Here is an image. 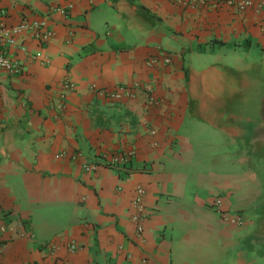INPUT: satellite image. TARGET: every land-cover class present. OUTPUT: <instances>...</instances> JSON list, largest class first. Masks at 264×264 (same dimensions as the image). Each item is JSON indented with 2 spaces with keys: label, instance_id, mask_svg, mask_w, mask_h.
Wrapping results in <instances>:
<instances>
[{
  "label": "crops",
  "instance_id": "0c3cea01",
  "mask_svg": "<svg viewBox=\"0 0 264 264\" xmlns=\"http://www.w3.org/2000/svg\"><path fill=\"white\" fill-rule=\"evenodd\" d=\"M253 1L0 0V22L54 32L21 34L42 59L0 73V264H261L224 218L254 197L240 156L264 84Z\"/></svg>",
  "mask_w": 264,
  "mask_h": 264
},
{
  "label": "built area",
  "instance_id": "2783aa9c",
  "mask_svg": "<svg viewBox=\"0 0 264 264\" xmlns=\"http://www.w3.org/2000/svg\"><path fill=\"white\" fill-rule=\"evenodd\" d=\"M179 1V0H173ZM204 2L208 0H203ZM216 2H226L234 6L239 12L245 13L249 9L254 7L253 0H214ZM60 12L65 13L63 10ZM50 21L47 18L33 20V21H23L16 25H6L0 22V73H4L9 76H18L22 74L25 63L29 59H42V53L37 52L35 55H31L28 48L23 44H18V38L21 34L27 33L32 39H34L40 46H45L54 37V32L50 28ZM16 50L22 55L19 57L11 53V49ZM24 56V57H23ZM65 87L67 89H72L73 84L66 83ZM145 91H149L146 87ZM132 89L119 88V90L112 95L114 99H121L122 97H133ZM119 159H113L112 163H116ZM95 166L88 165L85 166L86 171L91 172L95 170ZM136 197L134 199V208L136 213L134 215V221L137 225L138 233H142L144 222L147 219L146 208L143 204L144 190L138 188L136 190ZM224 218L231 222L240 223V219L229 216L228 213L224 214ZM77 250L76 244L70 245V251L75 252Z\"/></svg>",
  "mask_w": 264,
  "mask_h": 264
},
{
  "label": "flooded vegetation",
  "instance_id": "af4514ba",
  "mask_svg": "<svg viewBox=\"0 0 264 264\" xmlns=\"http://www.w3.org/2000/svg\"><path fill=\"white\" fill-rule=\"evenodd\" d=\"M254 96L253 121L240 143V156L253 178L254 197L232 216L241 220L239 242L249 243V253L264 264V84L255 89Z\"/></svg>",
  "mask_w": 264,
  "mask_h": 264
}]
</instances>
